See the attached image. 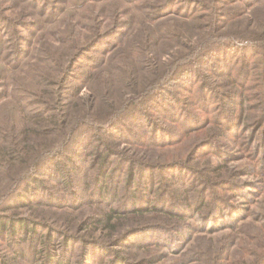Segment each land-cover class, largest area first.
<instances>
[{
	"label": "trees",
	"instance_id": "trees-1",
	"mask_svg": "<svg viewBox=\"0 0 264 264\" xmlns=\"http://www.w3.org/2000/svg\"><path fill=\"white\" fill-rule=\"evenodd\" d=\"M37 1H42V9L49 8L53 14L49 0H36L32 5L34 8ZM112 1L108 16H101L100 11L89 16V30L84 28L79 33L76 23H62L65 26L64 31L58 32L61 37L58 44L38 45L34 53L37 51L38 57L41 55L40 60L35 58V65H26L19 70L17 77L36 87L38 92L34 96L39 102L27 124L21 129L13 127L9 138L0 143V158L25 173L13 189L0 196L1 204L4 203L6 209L22 205L25 184L37 181L38 176L44 175L46 167L59 159L62 168L56 171L60 181L66 184L69 200L77 203L81 198L76 193L77 188H87L93 180L90 196L97 197L101 203L105 201L109 211L93 224L114 228L118 222L135 224L136 218H148L146 221L155 223L132 229L117 238L115 243L126 247L127 252L144 254L155 247H165L176 256L182 255L179 264H264V221L253 227L254 236L247 235L246 241L239 243L238 231L245 219L240 216L243 209L233 206L227 196L249 198L248 189L259 187L256 182H238V177L264 178V0ZM85 3L86 0H79L77 8ZM236 9L248 10L249 16H244V12L233 14ZM134 15H138L136 22ZM207 19L210 24L203 22ZM5 20L0 15V24ZM11 29L16 39L15 30ZM226 31L235 37L226 38ZM202 32L207 34L205 38L201 37ZM193 37L199 41L186 44ZM110 38L117 40L116 43L110 44L107 41ZM238 44L252 51L254 48V52L243 55L239 64L238 57L233 54L211 61L223 51L229 53L242 47ZM170 46L184 50L178 51L171 62L160 63L158 59L163 48ZM116 54H120L118 59L123 66L116 62ZM78 63L86 70L80 72L82 85L75 88L73 95L70 92L74 88L69 85ZM196 67L205 71L201 74L197 107L206 114L215 109L218 112L213 118L206 119L190 113L181 123V133H169L156 124L151 128V136L137 139L139 146L166 149L181 144L187 137L193 139L202 135L200 140H205L189 150L190 156L184 163L168 165L173 171L180 168L189 171L190 179L175 172L161 179L164 164L141 157L125 158L120 154L115 157L118 154L113 150V144L106 143L103 137L120 139L117 128L123 117L130 116L126 115L129 111L149 103L156 91ZM147 75L154 77L153 84L146 82ZM83 84L90 91L85 101L77 97ZM124 93L132 94L128 99L123 97ZM110 102H118L119 107L104 118L102 111L112 110ZM70 107L74 108L71 116ZM78 113L80 124L72 129L73 121L78 122ZM213 130L216 131L215 138H210ZM247 131L250 132L247 139L239 136V132ZM159 133L166 135L158 136ZM56 139L58 142L54 144ZM92 141L96 144V152L87 162V159L82 160L85 155L82 156L79 149ZM210 157L217 162L213 163ZM244 159L250 161V166L227 167L229 162ZM83 161L89 164L87 168L80 165ZM118 163L128 164L123 178L124 169L116 168ZM121 183L126 191L125 200L114 207ZM235 210L238 215L233 213ZM195 216L199 218L197 227L190 223ZM226 230L231 234L206 239L207 235ZM28 232L35 240L30 246L34 247L39 240L38 245L46 247L47 259L43 264H69L73 247L78 243L83 246L86 241L65 234L55 235L51 228L32 220L0 217V233L5 240L19 243L24 238L18 236ZM44 236V242L39 243ZM109 238L112 236L106 237ZM55 242L60 244L62 251V258L57 262L51 257ZM193 242L196 245L189 249ZM187 244L188 249H185ZM21 253L15 252L13 256L18 257ZM168 256H149L136 261L133 257L127 260L114 255L109 264H159Z\"/></svg>",
	"mask_w": 264,
	"mask_h": 264
},
{
	"label": "rangeland",
	"instance_id": "rangeland-1",
	"mask_svg": "<svg viewBox=\"0 0 264 264\" xmlns=\"http://www.w3.org/2000/svg\"><path fill=\"white\" fill-rule=\"evenodd\" d=\"M49 1L54 8L53 14H51L52 12L49 8L42 9V1H37L35 5L36 7L34 8L32 5H34L36 0H26V4L25 0H18L16 2L12 0H0V15L6 18V20L0 24V143L9 138L10 131L13 127L21 129L23 125H26L31 115L37 110V102L39 101L36 96H34V94H37L38 92L36 87H33L34 85L30 82L27 83V80L19 79L20 77H17L20 74L19 70H22L24 66L35 65V60H37L35 58H39L40 60L41 55L39 54L38 57V52L36 51L34 53V48L37 49L38 45H43L46 42L54 45L58 44V41L61 39V37H58V32L64 31L65 24L62 23L67 21H70L73 24L76 23L77 31L79 33L85 29L89 30L87 26L89 16L96 15L99 11L101 16H108L109 11L112 8L111 4L114 3L112 0H86V3L83 6L77 8L79 0ZM222 2H225V0H222ZM73 4L77 5L73 6ZM85 6H88L86 8L87 10H84ZM122 6L124 5L122 4ZM174 8L175 7H173V9ZM91 10L92 13L89 14ZM237 12L239 14L244 12V16H249L248 10L236 9L232 13L236 14ZM81 16L83 19H80ZM133 17L136 22L138 15H134ZM203 22L210 24L208 19ZM226 22L227 21H225V23ZM11 28L15 30L14 33H16V39ZM227 31L226 38L234 36ZM204 34V32L200 33L202 38L207 36V34ZM197 40L199 41V38L197 39L196 37H193V39L191 38L186 44L192 45ZM107 41H109L110 44H114L117 40L110 38ZM261 42L258 43L259 46ZM237 46L242 47L229 53L223 51L221 55L217 54L214 56L211 61H219V59L225 57V54H230V56L233 54V57H238L239 64L241 59H243V55H249L254 52V48L252 51L249 48H243V45L238 44ZM183 50L184 48L179 46L163 48V54L160 55L161 57L158 60L163 64L169 63L177 55L178 51L182 52ZM119 55L120 54H116L115 60L119 65L123 66V63L118 59ZM107 58L108 56L105 57L106 60ZM153 61L156 63V60ZM220 62L223 64L222 61ZM82 65L83 64L78 63L76 69L73 71V81H71L69 85V87L74 88L73 90L71 89L70 92L73 95L75 94V88L82 85V77L80 74L86 70ZM200 70L201 69L198 67L189 69L188 73L183 77L166 84L162 90L156 91L149 103L139 106L135 110L132 109L129 111L126 115L130 116L123 117L117 128L120 132H117L116 134L120 139L114 140L103 137L106 143L113 144V150L118 154L115 157H118L120 154V157H141L143 160L149 162H158L164 164V166L166 164V166H163L161 169V179H163L164 176L171 174V172L183 175L182 177H185L187 180L190 179L189 171H184L180 167V169L173 171V167H169L168 165L175 164V162H178L179 164L180 162L184 163L190 156L189 150L194 149L195 147L193 148V146L195 144L197 146L205 140H200L203 137L202 135L196 136L193 139L187 137L181 140V144H174L166 149L139 146V140L137 139H147L148 136H151V128L156 124L164 127V130L169 133H173V131H180L181 133V123L184 119L189 118L188 115H190V113L191 115H197L202 119L213 118L214 114L218 112L216 109L211 113L206 114L197 107V103L200 100V97H198V90L200 83L202 82L201 74L205 72ZM256 71H258V69H256L255 72ZM54 74L56 73L54 72ZM104 75L105 73L102 77ZM146 78V82L154 83L153 76L147 75ZM249 84H251V81ZM83 85L84 86L80 88L77 97H80L85 101L90 96V91L85 84ZM131 94L132 93H124L123 97L129 99ZM110 103H112V110H103L102 115L104 118L109 114L111 115V113L119 107L118 102ZM73 109V107H70V116ZM79 113L76 116L78 122L73 121L71 126L72 129L77 128L80 124ZM170 118H173L174 120H169ZM145 131H147V134ZM239 134L240 137L244 136L243 138L247 139L250 132H239ZM165 135L166 134L161 133L158 134V136L162 137H165ZM210 135L212 136L210 138H215L216 131L213 130ZM177 137L181 138L182 136L177 135ZM55 141L54 144H57L58 140L56 139ZM134 141L136 142L135 144L132 143ZM95 146L96 144L94 141L86 147L82 145L80 146L79 152L82 153V156L85 155L82 160L87 159V162L91 161L92 154L96 152ZM200 150L203 152V149H198L197 151L201 152ZM237 154L240 156V153ZM210 158H212L213 163L217 162V159L214 157ZM0 160L1 196L3 194L6 195L11 189H13L15 183L23 177L25 173L22 172V170L18 171L20 167L14 168L13 165L11 166L7 160L1 158ZM124 161L126 160L124 159ZM114 162L116 163L117 161ZM249 162V160L245 159L238 162H229L227 163V167L250 166ZM80 165L85 168L89 166V164H85L84 161ZM119 166H121V169H124V172L122 173L123 178L128 169V164L124 166L123 163H118L116 168ZM60 168H62V161L57 159L46 167L44 175L38 176L37 181L28 184L26 183V192L23 193L21 197L23 203L22 205H19L18 208L6 209L4 208V203L1 204L0 201V217L2 216L4 219L12 217L17 218V220H32L37 224L51 228L54 230L55 235L65 234L79 238L80 240H86L85 245L82 246L78 243V245L73 247L69 254V264H109L114 255L119 259L125 258L131 260L133 257L134 260L140 261V259H147L149 256L168 254V258L159 264H179L178 262L183 259L182 255L176 256L172 254L170 248L169 250L165 247H155L152 250L144 252V254H138L135 251L127 252L128 249H126V247L120 243L119 245L115 243L117 238L132 229H141L142 226L154 225L155 223L146 221L148 218L146 220L136 218L135 224H132V222H118L116 225H119L114 228L104 227L102 224H93V221L100 220L103 215L109 211L107 205L104 204V200L103 203H101L97 197L90 196V194H92L90 189L94 186L93 180L90 181V185H88L87 188L77 186L76 193L81 198L77 203H73L68 199L66 184L62 183L60 181L61 178L58 177L59 172L56 171V169L59 170ZM114 179L117 178L114 177ZM237 180L242 183L251 182L254 184L256 182L255 184H258L259 186L257 189H248L250 194L249 198L244 199L239 196H232L231 194L227 195L230 200L229 202H231L233 206H237V208H239L238 210L243 209V213H241L240 216H244L245 219L242 221L243 224L238 231L239 243L242 244L246 241L247 235L254 236L256 234L253 227H257L264 221V178L246 175L240 178L238 177ZM86 181L89 180L86 179ZM162 181L164 182V180ZM146 195L148 198L149 196L147 192ZM125 196L126 191L123 190V185L121 183L116 194V199L113 203L114 207L120 206L122 201L125 200ZM238 210L233 211V213L238 215ZM198 221L199 218L195 216L190 223L197 227V224L199 223ZM226 234H231V232L226 230L213 235H207L206 239L218 238ZM21 236L24 238L23 240H19L21 242L13 243L10 239L5 240V236L3 237L0 233V264L2 262H7L9 264H43L47 259L46 247L44 246L43 248L42 245H38L37 242L39 240L35 242L34 247L30 246V244H33L35 241H33L30 236V232L26 234L21 233L18 237ZM107 236H112V238L106 239ZM193 236L195 237L196 235ZM44 240L45 236L44 239H40L39 243H43ZM57 242H59V239ZM57 242H55V247L53 248L52 246L53 249L51 250V257L56 262L60 261L62 258L61 247ZM90 244L95 245L92 247ZM194 245H196L195 242L189 244V249ZM185 249H188V244L185 246ZM19 251L23 253L19 254L18 257H14L13 255L15 252L19 253Z\"/></svg>",
	"mask_w": 264,
	"mask_h": 264
}]
</instances>
